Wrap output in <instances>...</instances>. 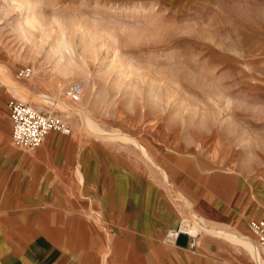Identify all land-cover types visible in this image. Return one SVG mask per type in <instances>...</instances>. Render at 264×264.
I'll return each instance as SVG.
<instances>
[{
	"label": "rangeland",
	"instance_id": "obj_1",
	"mask_svg": "<svg viewBox=\"0 0 264 264\" xmlns=\"http://www.w3.org/2000/svg\"><path fill=\"white\" fill-rule=\"evenodd\" d=\"M21 1L25 8L0 0V83L14 100L55 108L70 122L71 137L127 145L156 168L171 193L169 169L160 164L172 151L185 155V143L232 156L216 161L223 169L264 149V0ZM33 12L41 18L36 27L26 21ZM56 20L66 26L68 50L56 45ZM91 29L96 38H87ZM117 49L122 63L113 60ZM26 67L32 69L28 78L19 74ZM73 81L84 88L78 103L64 95ZM139 142L160 150L156 165ZM189 219L183 224L208 230L203 218L193 213Z\"/></svg>",
	"mask_w": 264,
	"mask_h": 264
},
{
	"label": "crops",
	"instance_id": "obj_2",
	"mask_svg": "<svg viewBox=\"0 0 264 264\" xmlns=\"http://www.w3.org/2000/svg\"><path fill=\"white\" fill-rule=\"evenodd\" d=\"M12 98L0 83V264H262L258 239L253 254L220 232L251 235L250 222L264 219V149L223 169L216 161L232 156L185 143V155L172 151L160 164L171 193L123 143L52 130L23 151L13 141ZM193 213L208 230H197L192 248L187 232H169Z\"/></svg>",
	"mask_w": 264,
	"mask_h": 264
},
{
	"label": "built area",
	"instance_id": "obj_3",
	"mask_svg": "<svg viewBox=\"0 0 264 264\" xmlns=\"http://www.w3.org/2000/svg\"><path fill=\"white\" fill-rule=\"evenodd\" d=\"M19 74L28 78L32 74V69L26 67L21 69ZM83 90V85L80 82L73 81L64 88V95L71 102L78 103L83 97ZM8 107L13 120V141L16 146L22 149L30 151L36 149L49 131L56 130L67 135L72 132L69 121L63 115L55 113V108L45 111L34 104L14 99L9 101ZM250 227L258 236V243L264 256V219L251 221ZM181 232H187L190 235V246L193 248L196 244L198 231L191 232L182 226L172 229L169 232V237L176 239Z\"/></svg>",
	"mask_w": 264,
	"mask_h": 264
},
{
	"label": "bare ground",
	"instance_id": "obj_4",
	"mask_svg": "<svg viewBox=\"0 0 264 264\" xmlns=\"http://www.w3.org/2000/svg\"><path fill=\"white\" fill-rule=\"evenodd\" d=\"M19 1L20 0H18L17 6H19V8L22 9L21 7H24V2L23 1L19 2ZM31 4H32L31 5V8H28V9H32V6L33 7L35 6V4H33V3H31ZM23 10H25V9H23ZM26 21H27L28 24L32 25V27H36L37 24L41 22V18L39 17V14L37 12L36 13L33 12L31 15H29V16L26 17ZM56 21H58L60 23L59 20H56ZM76 24L78 25L79 30L82 33H85V31H86L85 30L86 27L84 26L85 24H83L82 22H77ZM59 25H60V29H59V32H58V36H57V40H56V45L58 47H60L62 49V51H63V48H67V50H68V48H70L71 42H70V39L67 36L66 26L64 25V23H60ZM94 31L95 30H93V29H91V31H88L89 32V35L87 36V38H89V37L90 38H96L97 33H96V31L95 32ZM85 35H86V33H85ZM87 41H89V40L84 39V43H87ZM64 50H66V49H64ZM63 53H62V57L64 56ZM113 60L116 61V62H119L120 61L122 63L121 54H120V52H119L118 49L115 51L114 59ZM128 65L130 67H132V64L131 63H129ZM44 99L47 102L51 103L52 106H54V107H57V106H60L61 107L62 106L61 103H59V102L56 103V101H54L53 98L44 97ZM62 108L67 112V114H69V115L72 114V111L69 108H67V107H62ZM86 120L87 121H90L91 119L87 116L86 117ZM137 146L141 149V151L144 154V156L147 157L146 159L149 160L150 163H153L154 165H156L155 164L156 162H155L154 158L152 157V152L148 148H146L144 145H142V143H140V142H139V145H137ZM160 171H161V174L163 175V177L165 178V180L166 181H169L167 173L165 171H163V170H160ZM183 227L189 229L191 232H196L197 230L200 229V226L199 225H197V224H194V225L193 224H189L188 222L184 223L183 224ZM250 229H251V227H250ZM251 231H252L253 234H255L257 236V234L252 229H251ZM223 233H225L224 235L226 237L231 238V239L235 240L236 242L242 243L252 253L253 252H256L255 249H256V243L257 242H255L253 239H251V235H234L233 233H230L228 231H223ZM257 238H258V236H257ZM257 256L259 257L258 254H257ZM259 260H260V263L264 264V259L261 258V256L259 257Z\"/></svg>",
	"mask_w": 264,
	"mask_h": 264
},
{
	"label": "clouds",
	"instance_id": "obj_5",
	"mask_svg": "<svg viewBox=\"0 0 264 264\" xmlns=\"http://www.w3.org/2000/svg\"><path fill=\"white\" fill-rule=\"evenodd\" d=\"M252 160V154L251 153H248L245 157V163H248Z\"/></svg>",
	"mask_w": 264,
	"mask_h": 264
}]
</instances>
